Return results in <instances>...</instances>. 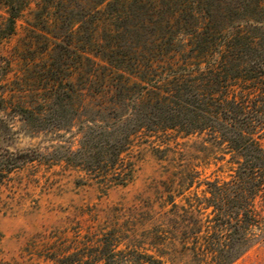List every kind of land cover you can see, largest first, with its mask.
<instances>
[{"label":"trees","instance_id":"obj_1","mask_svg":"<svg viewBox=\"0 0 264 264\" xmlns=\"http://www.w3.org/2000/svg\"><path fill=\"white\" fill-rule=\"evenodd\" d=\"M0 7V45L24 19L31 34L20 53L32 55L39 82L30 95L5 98L33 133L61 135L80 122L79 147L56 150L57 160L105 187L125 186L134 178L135 139L176 132L223 147L233 165L229 181L205 180L210 196L181 207L185 224L171 236L139 239L115 222L80 232L50 264H169L164 257L178 254V243L194 264H233L254 245L264 196V0Z\"/></svg>","mask_w":264,"mask_h":264},{"label":"rangeland","instance_id":"obj_2","mask_svg":"<svg viewBox=\"0 0 264 264\" xmlns=\"http://www.w3.org/2000/svg\"><path fill=\"white\" fill-rule=\"evenodd\" d=\"M30 34L22 19L16 33L0 45V264H50L52 252H60L61 245H69L80 232L115 222L139 239L160 230L171 236L185 224L184 217L176 216L184 214L181 207L199 205L210 196L205 180L231 179V156L223 147L206 143L199 135L176 132L135 139L128 153L134 178L125 186L105 187L57 160L56 150L79 147L80 122L61 135L33 133L11 99L5 98L30 95L39 84L30 68L32 55L20 53ZM30 156L34 159L29 161ZM191 179L194 183L189 185ZM256 207L257 240L233 264H264V196L257 198ZM178 245L180 252L165 255V260L194 264L191 253Z\"/></svg>","mask_w":264,"mask_h":264}]
</instances>
